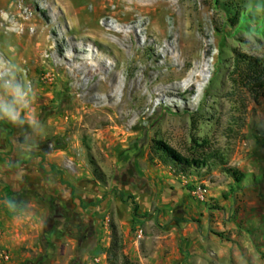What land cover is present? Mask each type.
<instances>
[{"label": "rangeland", "instance_id": "obj_1", "mask_svg": "<svg viewBox=\"0 0 264 264\" xmlns=\"http://www.w3.org/2000/svg\"><path fill=\"white\" fill-rule=\"evenodd\" d=\"M235 52L264 57V0H0V66L8 71L0 84L28 98L18 119L4 122L69 149V189L92 182L102 192L84 202L66 197L92 223L90 239L67 232L44 246L45 219L36 233L22 224L15 239L1 229L0 264H122V255L132 264H264V206L254 219L238 218L207 200L226 229H215L211 215L208 231L221 237L194 240L171 229L175 210L134 222L111 195L120 184L115 167L125 165L110 162L111 148L126 159L137 148L136 167L178 175L154 142L181 156L224 151L226 159L246 144L264 99L255 104L232 83ZM5 195L22 205L7 188Z\"/></svg>", "mask_w": 264, "mask_h": 264}, {"label": "crops", "instance_id": "obj_2", "mask_svg": "<svg viewBox=\"0 0 264 264\" xmlns=\"http://www.w3.org/2000/svg\"><path fill=\"white\" fill-rule=\"evenodd\" d=\"M257 115V126L245 136L246 144L242 142L241 146L235 148L227 159L228 166L235 168L243 175L240 182H235L218 169L203 178L189 176L187 177L188 182H184L179 174L167 173L163 168L153 170L147 165L142 166L141 169L136 167L134 164H137L141 157L137 148H131V151L135 152L132 159L131 157L126 159L122 154L123 150L116 153V150L114 149L113 152L111 148L110 153L115 155L110 158L113 165L121 158L125 161V165L117 163L115 167L114 176L124 178L118 187L113 186V192H111L113 199L116 197L115 200L118 201L113 204L116 205L115 209L119 210V206L125 207V217L134 222L138 220L139 223L142 222L141 217L147 213L150 214V210H152L151 216L158 214V221L166 220L175 210L171 214L172 220L169 224L172 230L177 231L176 227H179L180 234L187 239H214L218 236L208 231L211 215L215 221L217 220V223L213 224L217 226L215 229L224 230L226 228L220 225L219 212L211 211L193 196V190L198 186H203L208 191V202L219 204L223 213H237L238 218L241 215L256 218L260 207L264 206V111L258 112ZM17 127V124H13L15 133H20L19 135L26 141L35 144L44 142L40 140L42 135L30 130H25V134H22L17 131ZM8 150L9 148L0 146L1 153H6ZM222 153L225 155L224 151ZM141 161L145 164L144 159ZM69 163H72L71 157L69 158V149L57 145L50 154L35 159L30 166H25V170H29L32 185L41 189L46 195H65V198L72 196L79 202H84L90 197L101 199V190L96 192L98 188L95 185L97 184L92 182L87 184L78 182L81 186H78V190L68 188L71 185V177L66 174L65 169L69 167ZM85 185L94 186L93 192ZM5 192L6 186L0 185V227L4 235L8 237L13 234V239L19 238L18 232L22 224L31 227L35 233L38 232L47 215L45 206L36 197L24 198L22 205L18 207L11 205ZM79 202L72 205L75 212L79 209ZM133 205L137 207L135 213ZM158 210H160L159 213H157ZM249 222L247 221V224ZM254 223L257 224L255 220ZM248 226L251 225L248 224ZM57 237L58 240L61 235Z\"/></svg>", "mask_w": 264, "mask_h": 264}, {"label": "flooded vegetation", "instance_id": "obj_3", "mask_svg": "<svg viewBox=\"0 0 264 264\" xmlns=\"http://www.w3.org/2000/svg\"><path fill=\"white\" fill-rule=\"evenodd\" d=\"M19 132L25 134L26 131ZM19 134L15 133L10 122L5 123L3 117H0V146L9 148L6 153L0 152V185H5L16 201L36 197L45 206L47 215L42 228L44 246L57 240V235L67 232L77 237L79 242L90 239L93 233L92 223L79 217L71 208L69 199L61 195H46L41 189L33 186L29 179V170H25V166H30L35 159L50 154L58 145L57 141L48 139L35 144L26 141ZM119 170L117 171L120 173ZM118 178L120 182L124 179L122 176ZM44 248L45 251L49 249Z\"/></svg>", "mask_w": 264, "mask_h": 264}, {"label": "trees", "instance_id": "obj_4", "mask_svg": "<svg viewBox=\"0 0 264 264\" xmlns=\"http://www.w3.org/2000/svg\"><path fill=\"white\" fill-rule=\"evenodd\" d=\"M229 77L234 85L246 93L251 100L258 104L260 99H264V57L248 56L235 52L232 69ZM202 146H200V149ZM153 152L158 156L161 163L173 169L179 175H204L210 174L213 170H220L235 182H240L241 175L235 168L228 166V161L224 155L211 152L206 157L204 155L181 156L173 149L162 142H154ZM137 210L133 205V212ZM221 237L220 234H216ZM112 249L120 250V246L113 243ZM122 264H132L126 255H122Z\"/></svg>", "mask_w": 264, "mask_h": 264}, {"label": "clouds", "instance_id": "obj_5", "mask_svg": "<svg viewBox=\"0 0 264 264\" xmlns=\"http://www.w3.org/2000/svg\"><path fill=\"white\" fill-rule=\"evenodd\" d=\"M2 77L3 74L0 73V79ZM0 89L11 96V100H9L4 94L0 93V117L16 121L18 119L17 105L24 107L28 104L27 93L10 81L0 84Z\"/></svg>", "mask_w": 264, "mask_h": 264}, {"label": "built area", "instance_id": "obj_6", "mask_svg": "<svg viewBox=\"0 0 264 264\" xmlns=\"http://www.w3.org/2000/svg\"><path fill=\"white\" fill-rule=\"evenodd\" d=\"M7 72H8V71H7L6 69L1 68V66H0V73L3 74V77H2V79H0V81H2V80L5 79V77L7 76V75H6ZM5 81H7V80H5ZM5 81H4V82H5ZM180 176H181V178H182V180H183L184 182H188L189 179H188L187 177H185L184 175H180ZM192 193H193V196L195 197V199H196L199 203H204V202H206L207 199H208V191H207V189H206L205 187H203V186H198L197 188H195V189L193 190ZM0 232H1V228H0ZM142 234H143L142 230H138L137 233H136V238H137V239H141V238H142ZM94 261H95L96 263H99L101 260H100L99 258H97V259H94Z\"/></svg>", "mask_w": 264, "mask_h": 264}]
</instances>
